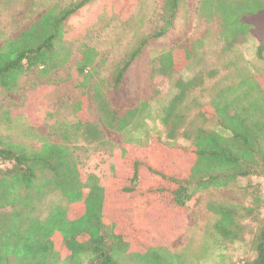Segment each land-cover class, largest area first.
<instances>
[{
    "label": "trees",
    "instance_id": "trees-1",
    "mask_svg": "<svg viewBox=\"0 0 264 264\" xmlns=\"http://www.w3.org/2000/svg\"><path fill=\"white\" fill-rule=\"evenodd\" d=\"M89 1L59 14L51 11L20 38L6 41L0 48V87L13 92L27 71L43 68L50 73L63 66L66 55L62 58L58 46L64 25ZM182 5L183 0H164L162 28L141 40L117 67L114 90L122 87L151 40L174 29ZM199 15L207 26L216 27L224 52L252 38L256 58L264 63V0H201ZM208 34L207 30L200 39L162 52L156 58L157 72L167 78L181 75L197 58ZM91 60L79 61L80 74ZM221 73L210 69L174 83L177 94L164 123L172 126L171 141L180 136L191 145L167 144L154 136L146 144L127 146L117 157L111 155L114 177L106 188L94 182L93 175L83 177L68 147L45 142L37 149L0 136V211L13 210L0 214L5 220L0 221V264H186L166 245H136L155 240L150 233L173 228V217L189 209L194 189L228 186L239 179L250 180L243 191L251 202L212 207L219 217L214 229L234 242L247 234L245 221L253 222V256L244 264H264V79L260 73L240 71L235 80L223 78L202 107L198 116L202 124L196 128L176 112L184 99ZM53 191L63 195L69 208L53 207L42 218L36 213L38 205Z\"/></svg>",
    "mask_w": 264,
    "mask_h": 264
},
{
    "label": "rangeland",
    "instance_id": "rangeland-1",
    "mask_svg": "<svg viewBox=\"0 0 264 264\" xmlns=\"http://www.w3.org/2000/svg\"><path fill=\"white\" fill-rule=\"evenodd\" d=\"M81 1L0 0V48L6 41L20 38L49 12L59 14ZM200 1L183 0L174 29L151 40L129 69L122 87L114 90L112 78L117 67L141 40L162 28L164 0H90L64 25L58 46L62 58L66 55L63 66L50 73L43 68L27 71L13 92L0 87V136L37 149L45 142L68 147L83 177L93 175L94 182L105 188L114 177L109 168L111 155L117 157L129 145H143L161 136L167 144L190 146L192 141L180 136L171 141L172 126L164 123L166 110L177 94L174 83L178 79H191L210 69L222 72L176 108L192 128L202 124L198 117L202 107L223 78L235 80L240 71V75L260 73L264 79V63L255 55L257 43L248 38L240 47L224 52L216 27L207 26L199 15ZM207 30L210 36L205 45L181 75L167 78L157 72L156 58L162 52L200 39ZM84 57L92 60L82 75L78 65ZM234 64L238 66H230ZM249 184L250 180L239 179L228 186L194 189V200L184 214L173 217V228L150 233L155 240L136 246L166 245L182 255L186 264H244L253 256L251 240L256 225L245 221L248 232L243 239L226 241L215 232L219 217L211 208L224 203L249 204L251 200L243 191ZM56 206L69 208L59 191L44 196L36 213L44 218ZM12 211L6 208L0 214Z\"/></svg>",
    "mask_w": 264,
    "mask_h": 264
}]
</instances>
